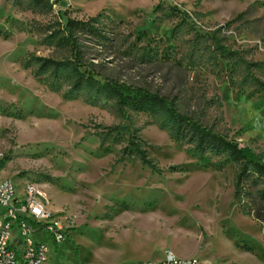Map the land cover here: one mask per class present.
Wrapping results in <instances>:
<instances>
[{
    "label": "rangeland",
    "instance_id": "374dc122",
    "mask_svg": "<svg viewBox=\"0 0 264 264\" xmlns=\"http://www.w3.org/2000/svg\"><path fill=\"white\" fill-rule=\"evenodd\" d=\"M45 2L0 0V183H40L69 217L64 242H48L47 264H137L125 259L136 239L212 264H264V229L243 212L251 201L240 207L234 198L232 163L203 165L172 138L165 110L119 112L106 95L93 103L84 91L68 98V70L36 76L38 58L73 59L56 44L62 13L102 15L105 38L80 35L99 80L163 96L264 156V0ZM131 141L153 167L123 155ZM116 217L133 224L132 241L113 228Z\"/></svg>",
    "mask_w": 264,
    "mask_h": 264
},
{
    "label": "trees",
    "instance_id": "16d2710c",
    "mask_svg": "<svg viewBox=\"0 0 264 264\" xmlns=\"http://www.w3.org/2000/svg\"><path fill=\"white\" fill-rule=\"evenodd\" d=\"M38 1L39 5L48 6L45 0ZM65 15L66 13H62L61 28L56 44L62 48H68L73 54V59L63 63L38 58L41 61L40 72L38 71L36 76H40L44 70L50 68L57 78L62 79L59 73L68 70L73 80V87L66 95L68 98H75L79 91H84L85 99L93 103H96L91 98L93 94L106 95L114 101V106L119 112L127 109L153 113L159 110L168 112L173 122L169 127L172 138L189 145V152L203 162V165L209 166L212 158L217 159L214 166L219 171H223L228 163L234 165V198L240 207L246 198L251 201L247 204V211L243 212L254 215L264 229V156L249 145L241 144L236 139L230 138L228 134L218 131L215 127L203 124L194 116L181 113L173 102H168L163 96L142 88L127 87L110 78L99 80L96 73L86 66L80 35L91 33L97 38H105L101 28L103 16L78 20L65 17ZM243 16L242 12L232 22L241 20ZM26 66L31 65L27 63ZM258 84L262 90L264 83L259 82ZM52 87L57 89L53 85ZM123 155L130 157L136 155L145 164L153 167L147 158L146 151L141 150L135 141H131L130 145L123 149Z\"/></svg>",
    "mask_w": 264,
    "mask_h": 264
},
{
    "label": "built area",
    "instance_id": "2783aa9c",
    "mask_svg": "<svg viewBox=\"0 0 264 264\" xmlns=\"http://www.w3.org/2000/svg\"><path fill=\"white\" fill-rule=\"evenodd\" d=\"M3 157L0 151V160ZM71 228L69 217L51 206V197L40 183L27 182L20 188L12 180L0 183V264H47L49 240L58 248ZM137 264L212 263L166 250L160 260Z\"/></svg>",
    "mask_w": 264,
    "mask_h": 264
},
{
    "label": "crops",
    "instance_id": "0c3cea01",
    "mask_svg": "<svg viewBox=\"0 0 264 264\" xmlns=\"http://www.w3.org/2000/svg\"><path fill=\"white\" fill-rule=\"evenodd\" d=\"M117 218V217H116ZM118 219V218H117ZM113 223V228H115V227H117L118 229L121 227L122 228V230L121 229H119L120 231H123V233L125 234V235H127V236H125V238L127 237L128 238V240L129 241H132V238L131 237H128V236H131V235H129V232L127 231V229H132V227L131 226H133V224H131V222H128L129 223V225H128V228H126L125 226H124V224L125 223H123V222H121L119 219L118 220H115V221H112ZM120 231H118V232H116V233H119ZM148 241H140V240H134V241H132V249H131V251H130V254L129 255H125V259H127V258H131V257H134V258H136V260H137V262L139 261H141V260H143L144 258L142 257H140L139 255H141V254H147V253H149V255L151 256V255H156V256H160V259H162L163 257H164V254L161 252V251H159L158 249H157V247H156V249H154L153 248V245H151V244H148V246H144L145 244L144 243H147ZM145 247H147L148 248V250H145L144 248ZM173 251V250H172ZM143 252V253H142ZM176 253V255H178L179 257H186V256H183V255H180V254H177V252H175ZM129 256V257H128ZM149 257V256H148ZM147 257V258H148ZM187 257H197V256H187ZM147 260H150V259H147Z\"/></svg>",
    "mask_w": 264,
    "mask_h": 264
},
{
    "label": "bare ground",
    "instance_id": "6f19581e",
    "mask_svg": "<svg viewBox=\"0 0 264 264\" xmlns=\"http://www.w3.org/2000/svg\"><path fill=\"white\" fill-rule=\"evenodd\" d=\"M209 262V261H208Z\"/></svg>",
    "mask_w": 264,
    "mask_h": 264
}]
</instances>
